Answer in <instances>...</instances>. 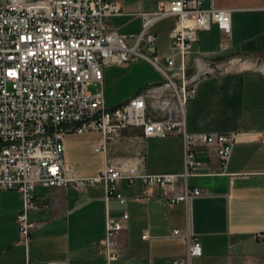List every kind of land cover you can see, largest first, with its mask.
<instances>
[{"label":"crops","instance_id":"crops-1","mask_svg":"<svg viewBox=\"0 0 264 264\" xmlns=\"http://www.w3.org/2000/svg\"><path fill=\"white\" fill-rule=\"evenodd\" d=\"M108 1L121 8V15L107 19L108 29L129 36L126 42L132 46L142 30L140 15L155 12L160 2L172 0ZM204 7L230 10L232 33L227 36L216 25L200 32L195 53L216 62L235 56L264 62V0H204ZM175 27V19L169 18L151 32L157 39V57L175 56L179 65L171 41ZM152 67L143 61L106 69L103 88L111 86L110 94L103 91L106 106L116 107L143 88L162 82L161 74ZM245 67L203 80L186 107L189 134L235 136L225 168L204 153L200 158L208 164L201 175L174 186L147 188L140 182L130 185L122 181L119 192L127 199L124 205L115 199L107 204L101 185L81 190L73 185L37 187V209L30 213L35 228L27 244L17 223L22 195L0 190V264H106L102 252L107 216L121 219L124 214L129 219L118 237L121 257L117 264H173L185 256L193 238L200 240L203 256L192 259L191 264H264V240L258 239L264 234V69ZM137 73L138 85L130 93L115 90L123 78ZM141 133L138 128L125 130L108 145L106 153L95 151L103 145L99 133L69 135L66 162L73 169L71 176L94 178L108 162L134 159L142 161L149 174L184 173L180 135L137 140ZM186 187L199 189L201 196L171 206L169 197ZM175 231L180 235L175 236Z\"/></svg>","mask_w":264,"mask_h":264},{"label":"built area","instance_id":"built-area-1","mask_svg":"<svg viewBox=\"0 0 264 264\" xmlns=\"http://www.w3.org/2000/svg\"><path fill=\"white\" fill-rule=\"evenodd\" d=\"M230 10L205 8L204 0L160 2L152 13H143L142 30L129 46V36L107 27V19L121 15L118 4L108 0H4L0 5V190L22 195L23 208L17 217L22 240L27 244L35 223L30 213L37 209V187L81 190L101 185L105 201L127 203L119 192L122 181L147 188L174 186L182 179L201 175L206 153L222 168L229 162L235 142L232 134H189L186 131L187 103L198 94L199 84L216 73L250 64L258 70L264 62L235 56L222 62L210 61L194 52L199 33L213 25L227 36L232 33ZM174 18L172 47L180 57L160 60L156 36L151 29ZM132 37V36H131ZM148 61L163 77L116 107L108 108L103 93L104 72L139 60ZM101 87L94 94L91 87ZM142 130L137 140L182 137L185 171L181 174H149L140 160L108 162L94 178L72 177L66 162V138L71 134L99 133L103 145L96 152H107L125 130ZM201 196L199 189L169 197L172 206ZM139 199V198H137ZM129 219L107 216L103 255L106 264L120 260L118 237ZM175 236L180 231L174 232ZM258 239L264 240V234ZM203 256L198 238L189 240L185 256L173 264H191Z\"/></svg>","mask_w":264,"mask_h":264},{"label":"rangeland","instance_id":"rangeland-1","mask_svg":"<svg viewBox=\"0 0 264 264\" xmlns=\"http://www.w3.org/2000/svg\"><path fill=\"white\" fill-rule=\"evenodd\" d=\"M4 2V0H0V5ZM148 62L146 60H139L137 63L139 62ZM149 63V62H148ZM133 64V63H131ZM150 64V63H149ZM130 65V64H129ZM151 65V64H150ZM152 66V65H151ZM153 68V67H152ZM154 69V68H153ZM162 76V75H161ZM138 77H139V73L137 74H134L132 76H127V78H123V81H121L120 84H118L116 87H115V90L117 91L118 90V93H122L123 91H127V93H130V90H132V88L136 87L138 85ZM163 79V77H162ZM163 81V80H162ZM90 91L94 94H97L99 91H101V87H91L90 88ZM103 91L107 94H110L111 93V86L106 84L105 87L103 88ZM125 93V92H124ZM136 94V93H135ZM133 95L129 96L127 98L130 99ZM109 108V107H108Z\"/></svg>","mask_w":264,"mask_h":264},{"label":"bare ground","instance_id":"bare-ground-1","mask_svg":"<svg viewBox=\"0 0 264 264\" xmlns=\"http://www.w3.org/2000/svg\"><path fill=\"white\" fill-rule=\"evenodd\" d=\"M231 19H232V14H231ZM231 24H232V22H231ZM232 27V26H231Z\"/></svg>","mask_w":264,"mask_h":264}]
</instances>
